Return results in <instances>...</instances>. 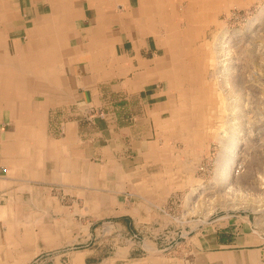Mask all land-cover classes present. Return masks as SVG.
Wrapping results in <instances>:
<instances>
[{
  "label": "crops",
  "instance_id": "crops-1",
  "mask_svg": "<svg viewBox=\"0 0 264 264\" xmlns=\"http://www.w3.org/2000/svg\"><path fill=\"white\" fill-rule=\"evenodd\" d=\"M140 4L0 0V75L17 74L0 82V264H264V215L193 229L157 209L151 168L184 136L202 66L194 23Z\"/></svg>",
  "mask_w": 264,
  "mask_h": 264
},
{
  "label": "rangeland",
  "instance_id": "rangeland-1",
  "mask_svg": "<svg viewBox=\"0 0 264 264\" xmlns=\"http://www.w3.org/2000/svg\"><path fill=\"white\" fill-rule=\"evenodd\" d=\"M220 2L212 24L208 23L190 44L193 54L199 55L198 66H205L196 73L199 102L182 115L184 136L173 137V149L164 144L165 159L151 168L161 170L157 176L163 197L155 204L170 226L188 223L194 229L226 216L264 215V0ZM177 3L167 6L165 19L186 34L192 27L186 2ZM200 21L194 23L195 28L203 25ZM193 54L184 56L182 67L192 66ZM180 117L176 116V121ZM166 138L159 136L163 142ZM54 194L61 196L57 190ZM135 200L145 203L142 198ZM173 232L166 230L161 235L172 239ZM138 237L141 243L143 236ZM74 246L79 247V243ZM160 248L166 254L172 251ZM139 250L144 252L141 247ZM54 252L43 250L37 258Z\"/></svg>",
  "mask_w": 264,
  "mask_h": 264
},
{
  "label": "bare ground",
  "instance_id": "bare-ground-1",
  "mask_svg": "<svg viewBox=\"0 0 264 264\" xmlns=\"http://www.w3.org/2000/svg\"><path fill=\"white\" fill-rule=\"evenodd\" d=\"M181 3L183 2V4H185L186 2V15L188 17V20L189 21H192V23H195L194 20L195 18L197 19H203L204 23L203 25H199L198 28H195L193 26L192 28V34L196 33V34H199L201 33L205 28H206V25L207 23L209 22H212L213 21V15H214V12H215V9H217L221 2L220 0H179ZM140 5H142V7H145V6H152L154 9L160 7L162 8L163 6L165 7V5H168L169 3H173V7L175 6L176 4V0H140ZM182 4V5H183ZM212 4L214 5L213 7V11H212ZM177 6V5H176ZM147 11V10H146ZM168 11V10H167ZM175 11V10H174ZM173 11V12H174ZM143 12V11H142ZM161 12V11H160ZM170 14V13H169ZM149 15V14H148ZM164 15V14H163ZM147 17V16H146ZM164 18V17H162ZM152 20V18L150 19ZM165 20V19H164ZM149 23V22H148ZM174 23V22H173ZM212 24V23H211ZM210 24V25H211ZM180 32V31H179ZM187 32V31H186ZM187 35V34H186ZM198 36V35H197ZM190 37H193V36H190ZM177 38V37H176ZM168 43V42H166ZM176 53V52H175ZM182 60V59H181ZM185 60V59H184ZM188 61V60H187ZM197 62V61H196ZM183 64V63H182ZM185 65V64H184ZM195 66V65H194ZM199 67V66H198ZM224 67V66H223ZM171 68V67H170ZM1 69V68H0ZM167 69V68H166ZM174 69V67H173ZM197 69V72L201 73L204 69H200V71ZM176 73V72H175ZM193 73V71H192ZM191 73V74H192ZM190 74V71L189 72H185L183 73L181 76L185 77L186 79H192L193 80V77L192 75ZM13 75H16V73H13V72H7V75H0V82H9V80L13 77ZM170 76V75H169ZM27 77V76H26ZM228 82V78L226 80ZM195 99H200L199 96L198 98L196 97ZM198 100H196V104L199 102ZM202 100V99H201ZM206 115V114H205ZM196 116V115H195ZM197 117V116H196ZM209 117V116H208ZM211 117V116H210ZM197 134L198 132H195V135L194 137L197 138ZM201 135V134H200ZM199 136V135H198ZM201 137V136H200ZM198 139V138H197ZM221 140V139H220ZM226 180V179H225Z\"/></svg>",
  "mask_w": 264,
  "mask_h": 264
}]
</instances>
